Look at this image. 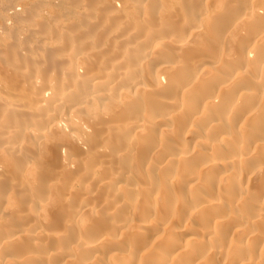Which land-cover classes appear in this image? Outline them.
Masks as SVG:
<instances>
[{"label":"bare ground","instance_id":"obj_1","mask_svg":"<svg viewBox=\"0 0 264 264\" xmlns=\"http://www.w3.org/2000/svg\"><path fill=\"white\" fill-rule=\"evenodd\" d=\"M0 264H264V0H0Z\"/></svg>","mask_w":264,"mask_h":264}]
</instances>
